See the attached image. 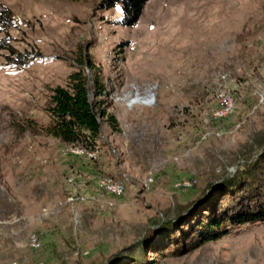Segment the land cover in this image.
<instances>
[{
	"label": "rangeland",
	"instance_id": "rangeland-1",
	"mask_svg": "<svg viewBox=\"0 0 264 264\" xmlns=\"http://www.w3.org/2000/svg\"><path fill=\"white\" fill-rule=\"evenodd\" d=\"M101 1L0 0L12 13L0 41L41 54L18 69L0 52V264H264V223L182 256L178 230H160L264 133V0H150L133 27ZM85 53L116 119L92 153L44 132L51 89Z\"/></svg>",
	"mask_w": 264,
	"mask_h": 264
},
{
	"label": "trees",
	"instance_id": "trees-1",
	"mask_svg": "<svg viewBox=\"0 0 264 264\" xmlns=\"http://www.w3.org/2000/svg\"><path fill=\"white\" fill-rule=\"evenodd\" d=\"M149 1L102 0L99 8L110 10L121 5L123 18L119 24L133 27L143 16ZM11 17L10 10L0 7L1 28L11 24ZM9 42L8 35L0 41V52L7 50L9 54L6 55V61L18 69L41 56H33L28 51L21 53L11 47ZM103 78L102 70L92 57L87 53L81 54L76 70L68 77L67 85L50 91L46 111L51 121L44 128L45 134L87 153L95 152L104 123L116 127L115 117L99 101L104 95ZM246 153L243 165L234 174L228 173L217 185L212 184V190L206 191L199 200L161 222L160 230L165 232L166 239L173 240L177 230L180 233V240H175L173 245L176 255H185L208 242L217 241L228 235L233 227L264 223V133L251 142ZM184 227L189 230L183 231ZM147 250L148 244L143 242L140 252L145 253ZM159 250L155 249L156 252ZM116 262L145 264L133 258L129 263L120 262L118 258Z\"/></svg>",
	"mask_w": 264,
	"mask_h": 264
},
{
	"label": "bare ground",
	"instance_id": "bare-ground-1",
	"mask_svg": "<svg viewBox=\"0 0 264 264\" xmlns=\"http://www.w3.org/2000/svg\"><path fill=\"white\" fill-rule=\"evenodd\" d=\"M231 101L232 100L228 99L227 100V104L231 105ZM102 186L104 188L108 189L109 192L116 193V194L117 193L121 194V192L123 191V188L125 186V183L123 181L122 182H117V181H113L111 179H105L104 181H102ZM31 246H32L33 249H38L40 247V241H39V239L37 237H33L32 238Z\"/></svg>",
	"mask_w": 264,
	"mask_h": 264
},
{
	"label": "crops",
	"instance_id": "crops-1",
	"mask_svg": "<svg viewBox=\"0 0 264 264\" xmlns=\"http://www.w3.org/2000/svg\"><path fill=\"white\" fill-rule=\"evenodd\" d=\"M63 144H65V143H63ZM57 159L59 160V159H61V157L59 156V158H58V156H57ZM43 162V161H42ZM73 180H75V182H76V177H75V179L73 178ZM72 181V178H70V182Z\"/></svg>",
	"mask_w": 264,
	"mask_h": 264
}]
</instances>
